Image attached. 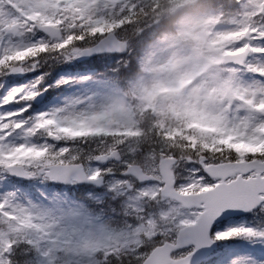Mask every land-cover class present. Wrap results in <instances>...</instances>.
Listing matches in <instances>:
<instances>
[{
    "label": "snow or ice",
    "instance_id": "6c2138e0",
    "mask_svg": "<svg viewBox=\"0 0 264 264\" xmlns=\"http://www.w3.org/2000/svg\"><path fill=\"white\" fill-rule=\"evenodd\" d=\"M259 9L251 30L222 37L231 41L223 52L228 71L239 80L225 94L228 116L222 107L185 106L177 81L174 88L145 89V99L167 92L160 107H179L183 126L142 130L104 73L57 80L56 86L95 89L45 110L34 107L53 87L44 73L0 95V174L94 189L80 198L41 193L39 203L0 193V264H22L19 256L29 251L40 264L67 257L87 264H218L203 256L218 242L264 244V217L255 225L230 222L240 212L264 213V3ZM150 10L147 0H0V80L24 73L26 63L39 70L44 56L71 63L108 55L120 73L129 42L118 34ZM152 111L156 120L165 114ZM105 208L123 218L117 228L103 222ZM230 264L249 261L237 256Z\"/></svg>",
    "mask_w": 264,
    "mask_h": 264
},
{
    "label": "clouds",
    "instance_id": "9594fccd",
    "mask_svg": "<svg viewBox=\"0 0 264 264\" xmlns=\"http://www.w3.org/2000/svg\"><path fill=\"white\" fill-rule=\"evenodd\" d=\"M262 3L264 0H234L233 11L230 14L231 24L227 30L232 33H247L251 30L255 23L254 17ZM166 7L167 5L162 0L161 11ZM163 19L164 17H161V22ZM217 20H222V17L218 12H213L211 17H205L196 23L182 25L177 29L182 40L194 42V57H192L191 49L183 48L182 45L170 49L159 64H142L143 56L137 57L132 52L124 55L127 58V63L121 65V71L131 69L134 61L136 67L120 82L121 98L142 130L151 131L154 123H159L162 129H175L183 126V121L177 118V114L181 111L179 107L169 104H164L163 109L160 107L168 95L167 92H161L153 97L151 102L145 99V89L150 91L156 85L174 88L177 81H182L183 84V104L185 106L209 111H215L222 107L225 110V115H229L225 94L238 86L239 80L228 71L231 66L226 63L227 58L223 52L227 50L231 41L222 38L224 33L221 31V26L216 23ZM68 23V18L65 17L63 26L67 27ZM47 60L50 59L44 56L36 61L38 68H42ZM23 71H31L29 64L26 63L23 66ZM113 75L118 80L120 79L119 73ZM138 81H142V83L138 84ZM153 108L157 112L164 111L165 114L156 120L153 116ZM260 146L264 147V145ZM122 220L123 218L119 214L112 215L110 209L105 208L104 223L119 226ZM65 256L67 257V253ZM61 264H87V261L83 257L79 260L75 257H67V259H61Z\"/></svg>",
    "mask_w": 264,
    "mask_h": 264
},
{
    "label": "rangeland",
    "instance_id": "374dc122",
    "mask_svg": "<svg viewBox=\"0 0 264 264\" xmlns=\"http://www.w3.org/2000/svg\"><path fill=\"white\" fill-rule=\"evenodd\" d=\"M196 0H180V2L177 3V7L179 8V11L185 12L186 8H193L194 6L191 4V2ZM233 3L234 0H226V3L224 5V8L226 11V18L222 17V20H217L216 23L221 26V31L224 33V35H229L232 32L228 31V27L231 24V17L230 14L233 11ZM216 12L214 10L211 11H200L196 13H183L180 14L177 21L174 24V27L172 30L168 32L162 33L159 37H152L151 42L149 45H147L140 56H143V59L141 60L142 64L147 63H156L159 64L160 61H162L170 49L176 48L178 46H181L183 48L191 49L192 51V57L195 56V48H194V42L192 41H185L181 39V35L178 32V28L182 25L186 24H192L196 23L198 21H201L205 17H211L212 13ZM257 20H259V17H257ZM36 38H42V34H38ZM108 55H99L98 58H96V61L100 62V65L102 66L101 71L97 72L94 69H85V66H88L89 63H94L95 60L92 62L80 61L77 62L72 61L71 63H63V67H67V69L61 70L53 80H51V83L53 87L47 88V91L44 92V94L47 95V99L45 102L41 103V105L37 106L36 108L38 110H45L47 108H50L52 106L61 104L66 98L79 95L82 93L90 92L91 90L95 89L94 83H84V84H75L73 87H66V86H56L55 82L61 78L66 77H80L84 75H96L104 73L107 78H109L110 83L115 87L117 90H121L120 84L113 80L112 77L109 76V74H113L112 66H110V61L107 62ZM189 57V58H192ZM88 64V65H87ZM82 67V70L76 69L71 71L70 67L75 66ZM97 65V64H94ZM52 64H45L42 68L35 71H29L24 73H13L9 74L8 77L2 81H0V95L4 94V92L7 89H10L14 86H20L28 84L30 81H32L35 77L39 76L37 75L38 72H40L41 69H44L45 67H51ZM46 80H49V77H45ZM253 79L252 76H245V80L251 82ZM142 83V81L137 82ZM10 108L15 109V106H7ZM127 107V106H126ZM128 109V107H127ZM31 111V109L29 110ZM129 111V109H128ZM130 112V111H129ZM126 115V114H125ZM17 137H13V142H17ZM129 146H127L128 148ZM145 167L147 168L149 166V162L146 160L140 161ZM181 175H187V173L181 171ZM75 189L76 187L72 188H66L64 186H61V188L53 187L50 184L46 183V181H42L39 178H34L31 181H23L21 183H18V181L10 180L6 175L0 174V193H4L7 191H14L20 196L22 199L27 197L28 199H32L34 202H41L43 200V197L41 196V193L44 194V196L51 197L54 194L57 193H63L65 195L73 196L76 198L75 195ZM79 194L81 197V192L79 190ZM233 224H240V223H246V224H252L250 219H243L240 218L236 220L235 218L230 221ZM117 225L111 226L110 228H117ZM54 242V238H53ZM226 244H219V247L215 252H212L207 258L208 259H214L217 258L216 261L218 264H230V261H232L237 256L245 257L248 259L249 264H264V244L259 243H253L250 240L246 238H238L236 239V242L232 243V240L226 241ZM62 253H58L57 255H61ZM25 259L22 261V264H40V257L34 252L29 251L26 253H21V258Z\"/></svg>",
    "mask_w": 264,
    "mask_h": 264
},
{
    "label": "trees",
    "instance_id": "16d2710c",
    "mask_svg": "<svg viewBox=\"0 0 264 264\" xmlns=\"http://www.w3.org/2000/svg\"><path fill=\"white\" fill-rule=\"evenodd\" d=\"M214 1L216 2L217 0H214ZM161 3H162V0H147V5L150 6L151 8V10L149 11L147 15V18L145 19L144 17H140L139 23H135V24L127 26L122 31H120L118 34L120 37H122L123 39H126L129 42L128 52L134 53L137 57H140V54L142 53L146 44L151 40V38L152 37L154 38L157 35V32H158L156 29L157 24L155 23L156 21L154 19L159 20L161 19V17H166L167 7L175 5V4H171L172 0L171 1L163 0V3H165L167 7L163 11H161ZM213 3L208 1L209 7H211L210 5ZM165 22L166 21L160 22V25H162ZM114 59L115 57L111 59V62H110L111 66L113 65ZM44 63L52 64V66L56 68L62 67L63 65L62 62H57L53 60H47ZM125 63H127L126 57L123 58V64ZM91 64H97L96 66H93V68L94 67L96 68L98 67V69L101 68V65L99 64V62L95 61L94 63H91ZM135 67L136 65L134 61L131 69H129L128 71H120L119 78L123 79L124 77L128 76L131 73V71L135 69ZM47 71L50 72L51 70L48 69ZM114 73L115 72H113V74Z\"/></svg>",
    "mask_w": 264,
    "mask_h": 264
},
{
    "label": "water",
    "instance_id": "95a60500",
    "mask_svg": "<svg viewBox=\"0 0 264 264\" xmlns=\"http://www.w3.org/2000/svg\"><path fill=\"white\" fill-rule=\"evenodd\" d=\"M87 57H89V56H86V57H82V58H80V59H83V58H87ZM15 176V175H14ZM16 177H19V176H16ZM20 178H23V177H20ZM53 183V182H52ZM241 213V212H240ZM239 214V213H238ZM209 253V251L207 250V249H205L204 251H203V256H205L206 254H208Z\"/></svg>",
    "mask_w": 264,
    "mask_h": 264
}]
</instances>
